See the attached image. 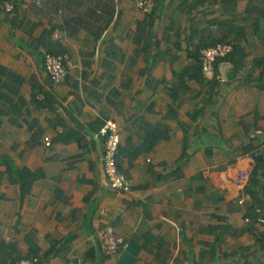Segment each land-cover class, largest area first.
<instances>
[{
    "label": "crops",
    "instance_id": "0c3cea01",
    "mask_svg": "<svg viewBox=\"0 0 264 264\" xmlns=\"http://www.w3.org/2000/svg\"><path fill=\"white\" fill-rule=\"evenodd\" d=\"M6 1L5 264L44 253L49 236L67 241L47 264H96L93 239L100 244L107 223L130 245L102 253L100 264H264L259 207L255 219L235 185L241 155L252 170L264 161V64L254 67L264 60V0H158L151 23L137 0H16L12 11ZM221 39L245 58L205 77L199 53ZM47 52L66 56L63 82L46 74ZM108 120L120 129L117 162L129 190L107 186L98 133ZM7 162L34 173L24 195Z\"/></svg>",
    "mask_w": 264,
    "mask_h": 264
},
{
    "label": "built area",
    "instance_id": "2783aa9c",
    "mask_svg": "<svg viewBox=\"0 0 264 264\" xmlns=\"http://www.w3.org/2000/svg\"><path fill=\"white\" fill-rule=\"evenodd\" d=\"M40 2V0H37ZM139 9L145 13H151L157 5V0H137ZM14 8V0L8 1L5 4L7 11H12ZM233 51L231 43H217L214 46H208L201 50L200 61L202 72L205 77L214 78L216 75L215 63L220 58H225ZM65 55H55L47 52L45 54V71L46 74L54 83L63 82L67 76V67L65 64ZM104 139L105 152L103 156V168L107 180V186L111 189L129 190L131 183L125 173L120 169L117 162V154L121 142L120 129L117 122L108 120L100 129L98 133ZM46 144L50 145L49 137H46ZM252 170L251 158L241 155L238 158V165L236 166L235 185L240 191L239 203L245 204L247 197L245 194V186L249 180ZM257 220L264 223V212L261 208L257 209ZM249 220V218H247ZM100 246L102 253L105 256H117L122 250L129 246V241L123 236L119 235L115 226L107 223L98 231ZM39 257L23 258L18 264H38ZM71 264H82L78 259L77 262Z\"/></svg>",
    "mask_w": 264,
    "mask_h": 264
},
{
    "label": "trees",
    "instance_id": "16d2710c",
    "mask_svg": "<svg viewBox=\"0 0 264 264\" xmlns=\"http://www.w3.org/2000/svg\"><path fill=\"white\" fill-rule=\"evenodd\" d=\"M8 1H11V0H7L6 2H8ZM6 2H5V4H6ZM5 4H4V7H5ZM15 4H16V0H14V7H15ZM156 7H157V5H156ZM156 7L154 8V10L151 13L147 14L150 18L149 23H151L155 19V17L157 16ZM248 10H250V9H248ZM226 42L231 43L229 41H226L225 39H221L218 41H213L212 43L208 44L205 47L214 46L217 43H226ZM231 44L233 45V51L228 56H226L225 58L218 59L217 62L215 63L216 73H219V66H220V63H222V62H231V63L235 64V66L241 65V63L243 62V60L245 58L243 51L238 47L236 48L233 43H231ZM205 47H203V48H205ZM237 50H239V53L237 52ZM49 53H52V52H49ZM52 54H55V53H52ZM55 55H60V54H55ZM200 55H201V51L199 53L198 62L200 65V70L202 72ZM262 64H264V60H257L254 63V67L260 66ZM198 71H199V68H198ZM202 74H203V72H202ZM250 147H251L250 145L247 146V149H244L245 152L248 153ZM6 173L11 180H17L20 182L21 192L23 195L28 192V190H29L30 186L32 185L34 178H35L34 173L30 172L27 168H16L12 164H10L9 162H7ZM263 176H264V161L258 163L253 168L251 175H250V178H249V181L245 187V192L251 197L250 209H253V214L255 215L254 216L255 219L257 216L256 209L258 207L261 208L262 211L264 212V195L261 194V192H260V190H264V185L261 183V179ZM89 223H90V221H89ZM48 240L50 242V245L44 253H42V254H39V252L38 253H32L29 255V257H25V258H33V257L37 256V257H39L38 264H47L48 261H50L52 259V257H54L57 254V252L60 250L61 246H63L64 243H66V241H67V239H54L51 236L48 237ZM129 245H130V243H129ZM10 248H11V246L9 244H6L4 242H0V264H5L7 262V259L9 257V255H7L8 254L7 252L10 250ZM103 256H104V254H103ZM21 259H23V258L18 259L15 262V264H18V262Z\"/></svg>",
    "mask_w": 264,
    "mask_h": 264
},
{
    "label": "water",
    "instance_id": "95a60500",
    "mask_svg": "<svg viewBox=\"0 0 264 264\" xmlns=\"http://www.w3.org/2000/svg\"><path fill=\"white\" fill-rule=\"evenodd\" d=\"M230 63H227V62H224L222 63L221 65V70L222 71H225L226 67L229 65ZM94 240V244H95V248H96V252H97V262L96 264H100L101 261H102V250H101V246L100 244L97 242L96 239H93Z\"/></svg>",
    "mask_w": 264,
    "mask_h": 264
}]
</instances>
